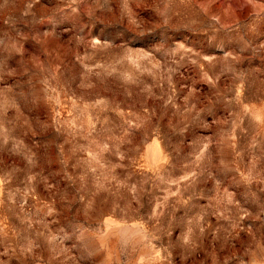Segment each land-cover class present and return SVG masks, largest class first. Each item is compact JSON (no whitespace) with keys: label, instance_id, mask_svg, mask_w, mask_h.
Here are the masks:
<instances>
[{"label":"rangeland","instance_id":"374dc122","mask_svg":"<svg viewBox=\"0 0 264 264\" xmlns=\"http://www.w3.org/2000/svg\"><path fill=\"white\" fill-rule=\"evenodd\" d=\"M0 264H264V0H0Z\"/></svg>","mask_w":264,"mask_h":264}]
</instances>
